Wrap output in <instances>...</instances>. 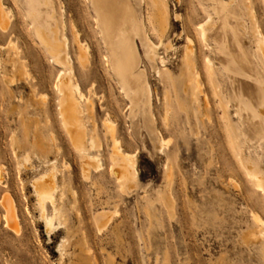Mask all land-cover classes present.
Listing matches in <instances>:
<instances>
[{
    "label": "rangeland",
    "instance_id": "374dc122",
    "mask_svg": "<svg viewBox=\"0 0 264 264\" xmlns=\"http://www.w3.org/2000/svg\"><path fill=\"white\" fill-rule=\"evenodd\" d=\"M36 1L3 0L9 10L7 29L0 27L2 55L16 53L26 61L16 69L5 61L0 70V264H264V189L251 176L257 171L264 183V136L253 133L261 128L264 107L258 84L264 85V0H165L169 30L162 39L154 32L152 0H109L118 11L146 20L145 32L160 45L156 61L132 34V49L120 51L136 58L150 101L126 95L91 0H53V25L67 38L76 79L93 105L83 117L85 145L98 156L88 175L61 122L54 83L63 67L35 32L30 14ZM217 6L224 9L225 25L215 15ZM208 18L203 41L198 25ZM73 25L87 41L84 66ZM187 36L199 88L195 95L192 89L177 95ZM128 83L132 90L143 87L134 78ZM241 98L249 102L248 115L240 112ZM109 118L123 149L137 155L136 179L124 189L110 170ZM39 139L51 153L39 152ZM55 160L60 187L54 202L64 217L48 229L37 182ZM4 195L17 206L18 232L4 226ZM45 210L53 212L49 201ZM100 213L108 220L99 226Z\"/></svg>",
    "mask_w": 264,
    "mask_h": 264
},
{
    "label": "bare ground",
    "instance_id": "6f19581e",
    "mask_svg": "<svg viewBox=\"0 0 264 264\" xmlns=\"http://www.w3.org/2000/svg\"><path fill=\"white\" fill-rule=\"evenodd\" d=\"M139 1L140 3H144V1L146 0H139ZM210 1L221 4V0H210ZM36 3L39 7L43 6L46 9V11L42 9L39 10V7H37V9L33 10V12L30 14V17L33 18L35 32L37 36L39 37V39L42 41V43L45 45L47 51L50 53L53 61H55V63L63 67V69L57 75L56 81L54 83V88L58 96L57 103H58V110H59L61 122L64 128L66 129V131L69 133L75 148L82 155L83 173L88 175L90 167L97 168V158H98V156H94L93 154H91L89 151V148L85 145V141H86L85 129L86 128H85L83 117L84 115L92 114L93 112L92 101H90V99L85 95V93L83 92L80 86L79 81H77L76 79L77 77L73 69V59L69 54V46H68L67 38L63 34L59 36L60 30H58L56 26L53 25L54 24L53 22V13H54L53 0H37ZM203 3L205 4V2ZM91 4L96 13V18H95L96 28L98 30V33L101 35V38L103 39L104 44L107 46V48L110 47V50L112 51V53H110L111 57L113 59L116 58L115 59L116 63L115 62H114L115 64L113 63L114 65L113 67H114V70L119 75V77L123 79L124 84L123 83L121 84L124 85L123 89L125 90L126 95H133V97L134 95L136 96L137 95H147L148 100H149V97L151 95L150 93L151 89L149 85L147 84L148 82H145V81L143 82L144 76H143L142 71H140L138 68V62L136 58L134 56L125 55V53L124 54L121 53L122 50L124 49L126 50L132 49V44L129 41L130 40L129 38L132 34L140 38L144 48L146 49V56L148 58L152 60H155L157 58L156 50L159 48L160 45L159 43L157 44L153 42L149 34L145 32V30L146 31L149 30L146 20H144L143 22L137 14L130 11L129 9L120 8L121 10L118 11L116 7L110 4L109 0H91ZM152 4L154 7V13L151 18H152V23L155 26L154 32H156L157 36L160 39H162L169 30L168 23H167V3L165 0H152ZM6 9L9 10V7L6 6L3 0H0V27L3 30L7 29L6 14H5L6 13L5 11H7ZM214 11L218 19L222 22V24L225 25L227 17L223 14L224 9L220 6L219 7L217 6V7H214ZM209 20L210 19L208 18L206 22L200 23L198 25L200 29V35L203 41H206V38L208 37L207 36L208 33H206L205 25L209 22ZM72 29L76 37V44L78 46V51H79L78 58L81 62V65L84 66V64L87 63L86 54L88 50L84 48L86 45L85 43L87 41L81 40L80 30L77 28L76 25H73ZM211 40L212 39H210V41ZM186 41H187V44L185 46V52L183 54V58L181 61V66H180L181 75L175 81V88H176L177 95H180L181 93L186 92L187 89L188 90L192 89L191 95H195V91L198 90L199 88V79H198L199 76H198V72H195V68L193 65V59H192V54H193L192 37L187 36ZM15 45L16 44L14 43L13 46H11V48L13 49L14 47H16ZM3 47L4 46L2 45L1 48ZM259 48L262 50V52H264V41H262L259 44ZM225 49L226 47L224 45H220L219 50L227 58L228 55L226 54ZM5 57L6 56L2 55V51L0 49V70L2 66L4 65L5 61L11 63L14 69L17 68V65H22L23 61H26L25 59L19 57L16 53L14 56H11L10 52H8L7 59H5ZM159 60L161 63H163L162 58H159ZM263 60H264V54H263ZM227 62L230 63V59H228ZM109 64H111V62ZM228 66H230V64H228ZM237 72L241 75H246L245 74L246 72L241 68L238 69ZM24 73H25V70H22V74ZM130 78H134L135 80L142 82L143 87L142 88L138 87L139 89L132 90L133 88L131 89L128 83ZM8 82L13 83V81H8ZM258 84H259V89L261 93L264 95V85L259 82ZM138 85L139 84H137V86ZM238 95H241V94L239 93ZM136 99L138 100V98ZM240 105H241L240 107L241 114L243 113V114L248 115L249 102L246 99L241 98ZM263 108L264 107L262 106L261 111H262L263 118H262L261 128L257 130V132H253V133H256L255 136L257 138L259 136L261 137V135L264 136V109ZM109 120L110 118L106 122L110 123V126L109 125L107 126V130L110 133L111 138H112V150L110 153V160H111L110 170L116 176L119 187L124 189L127 186L128 187L131 186L132 184L130 182L136 179L134 178V175L136 173L134 165H135V159L137 155L136 153H130L123 149V146L121 145L120 140L114 136V130L111 127V125L113 126V124L115 123H113L114 121L110 120L111 121L110 122ZM246 120H247L246 122H250L249 117H247ZM162 143H163V140H162ZM90 146L91 148L97 149V152L100 150V145L98 144L97 138L95 137H91ZM35 147L38 148L39 152L43 155L51 153L50 147L46 145V143H44L42 139H39L38 142H36ZM56 160L52 162L51 161L47 162V163L50 162L49 169L46 172V174L43 175L37 182V188L39 189L38 199L42 206V217L44 218V221L48 229H51L54 226V223L56 220L58 219L63 220V217H64L62 208L56 207L55 202H54L55 201L54 195L57 191H59V187H60L56 179V174H57V171L55 169ZM251 173H252L251 176L253 178L252 180L256 182L257 187L262 188L261 190H263L264 183L262 182L261 178L258 176V172L253 170ZM85 174L83 175L85 176ZM75 191H74V194L76 195ZM9 196L4 195L1 201L3 209H4V213H3L4 226L8 229H13L18 232L20 230V217L17 211V206L14 203L15 201H13L11 199L12 197L10 198ZM47 201H49L52 204L53 212L50 215L47 214L45 210V204ZM253 217L255 218L253 220H256L261 223V220L257 216L253 215ZM107 220L108 219H107L106 214L100 213V214H97L96 216V222H97V225L99 226L104 224ZM61 246L62 244L60 245V247Z\"/></svg>",
    "mask_w": 264,
    "mask_h": 264
}]
</instances>
